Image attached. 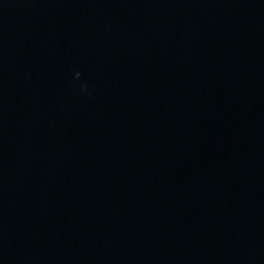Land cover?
I'll list each match as a JSON object with an SVG mask.
<instances>
[{
    "label": "water",
    "instance_id": "1",
    "mask_svg": "<svg viewBox=\"0 0 264 264\" xmlns=\"http://www.w3.org/2000/svg\"><path fill=\"white\" fill-rule=\"evenodd\" d=\"M0 264H264V0H0Z\"/></svg>",
    "mask_w": 264,
    "mask_h": 264
},
{
    "label": "clouds",
    "instance_id": "2",
    "mask_svg": "<svg viewBox=\"0 0 264 264\" xmlns=\"http://www.w3.org/2000/svg\"><path fill=\"white\" fill-rule=\"evenodd\" d=\"M80 75H81V74H80L79 72H77V73H76V78H79ZM81 88H82V91H87V87H86L85 85H82Z\"/></svg>",
    "mask_w": 264,
    "mask_h": 264
}]
</instances>
